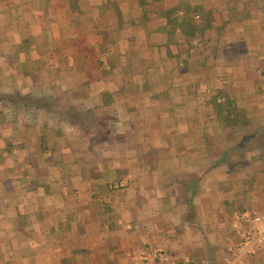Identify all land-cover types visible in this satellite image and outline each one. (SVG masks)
<instances>
[{
	"label": "crops",
	"instance_id": "crops-1",
	"mask_svg": "<svg viewBox=\"0 0 264 264\" xmlns=\"http://www.w3.org/2000/svg\"><path fill=\"white\" fill-rule=\"evenodd\" d=\"M257 81L264 0H0V264H236L264 153L207 102L264 111Z\"/></svg>",
	"mask_w": 264,
	"mask_h": 264
},
{
	"label": "built area",
	"instance_id": "built-area-1",
	"mask_svg": "<svg viewBox=\"0 0 264 264\" xmlns=\"http://www.w3.org/2000/svg\"><path fill=\"white\" fill-rule=\"evenodd\" d=\"M263 219L264 215L251 211H242L234 215L232 224L238 242L233 248V252L237 260H240L244 255H253L257 250L264 248V230L259 229V222ZM132 258L137 264L168 261L166 251L162 247L154 245L135 251ZM236 261L234 259V263Z\"/></svg>",
	"mask_w": 264,
	"mask_h": 264
},
{
	"label": "rangeland",
	"instance_id": "rangeland-1",
	"mask_svg": "<svg viewBox=\"0 0 264 264\" xmlns=\"http://www.w3.org/2000/svg\"><path fill=\"white\" fill-rule=\"evenodd\" d=\"M258 84L260 86H263L264 82L257 81V85L256 84L255 85L258 86ZM0 85L2 86L1 83H0ZM0 89L5 90L4 91V93H5L7 91V89H9V88L8 87L7 88L1 87ZM255 92H257V91H255ZM246 99H247L246 101L249 103L250 102L249 96L246 97ZM239 101L243 102V100H241V99H239ZM244 102H245V100H244ZM241 124H244L243 126H240L242 128L238 127V128H236V130L230 131L229 136H230L232 142L229 143V146H228V144L225 147L221 146V149H227L228 147L233 148L234 146L236 148H238V147H240V144H243L244 148H241L242 149L241 155H245L246 152H253V151H261L264 153V111L261 110V111L257 112V110H253L249 114V116L247 115L243 118V120L240 122V125ZM250 132L253 133L255 136L253 135L254 137H250V135H249ZM235 152L237 154H239L240 149L236 150ZM256 155H258V154H256ZM259 157H262V156H259ZM259 157H257V158H259ZM263 157H264V155H263ZM236 211H240V210H236ZM259 225L263 227L264 223L259 222ZM262 229H264V228H262ZM152 245L162 247L165 250V248L163 246L158 245L156 242ZM247 256L248 255H244L243 257L240 258L242 260V262L244 261V264H246V261L248 258ZM245 257H247V258L245 259ZM234 259H235V261L237 260V257H235V255H234ZM234 259H233V261H231L232 263L234 262ZM242 262L239 263V260H237L235 263L241 264Z\"/></svg>",
	"mask_w": 264,
	"mask_h": 264
},
{
	"label": "trees",
	"instance_id": "trees-1",
	"mask_svg": "<svg viewBox=\"0 0 264 264\" xmlns=\"http://www.w3.org/2000/svg\"><path fill=\"white\" fill-rule=\"evenodd\" d=\"M173 11L174 10L171 9V13ZM175 11H178V10L175 8ZM213 94L214 95H212L211 98L208 100L207 105L209 104L212 106L216 120L224 124V126L237 124L239 123L240 120L241 121L243 120L242 115H239L237 113L238 111L235 107V100L231 98L228 93H226L224 90H217ZM0 99L3 102L6 100V98L4 99L3 96ZM12 105L16 107L17 105H19V103L18 104L12 103ZM207 116L208 115L206 113V117ZM3 119H4V114H1L0 120H3ZM14 148L15 146L13 145H9L8 147H5V149L7 150H13ZM241 148H244V145L236 148V150L240 149L241 151L242 150ZM2 150L4 149L2 148ZM232 151L233 149L230 148L229 152H232ZM0 153L3 154V152H0ZM21 167L22 165L20 164V162H18L17 160H13L12 162L13 171L17 172L19 169H21ZM242 211L243 210H240V212ZM240 212H237V213H240Z\"/></svg>",
	"mask_w": 264,
	"mask_h": 264
}]
</instances>
